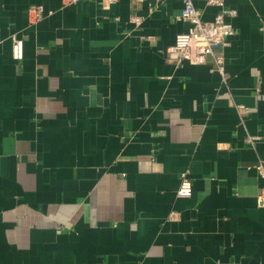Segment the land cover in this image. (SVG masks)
Here are the masks:
<instances>
[{"label":"crops","instance_id":"0c3cea01","mask_svg":"<svg viewBox=\"0 0 264 264\" xmlns=\"http://www.w3.org/2000/svg\"><path fill=\"white\" fill-rule=\"evenodd\" d=\"M227 5L222 85L167 59L182 0H0V264H264V0Z\"/></svg>","mask_w":264,"mask_h":264},{"label":"built area","instance_id":"2783aa9c","mask_svg":"<svg viewBox=\"0 0 264 264\" xmlns=\"http://www.w3.org/2000/svg\"><path fill=\"white\" fill-rule=\"evenodd\" d=\"M84 0H63V6H70ZM119 0H100L104 10L116 4ZM230 0H205L209 6L219 8V12L213 21L207 22L202 20V13L198 10L193 0H182L183 7L177 16L178 21H184L189 24L186 32L179 33L176 36L175 43L167 51V59L171 60L175 54V61H188L194 65L206 64L208 58L212 59V72L217 73L222 85L228 83V74L226 71L224 54L221 49L228 45V39L235 34V27L231 19L236 17L237 12L228 7ZM29 22L31 24L39 23L44 19V9L41 6H31L28 9ZM131 22L139 27L144 19L139 16H132ZM12 55L17 61L24 57V40L14 37L12 41ZM240 119L244 121L248 109L244 105H237ZM259 174L264 178V167H257ZM193 183L189 170L181 173L180 185L177 190V197L190 198L192 196ZM259 205H264V187H260L258 198Z\"/></svg>","mask_w":264,"mask_h":264}]
</instances>
